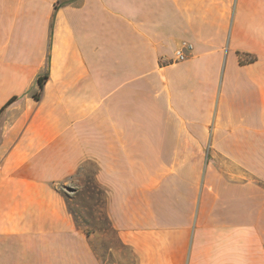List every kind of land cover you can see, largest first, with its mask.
<instances>
[{
	"label": "crops",
	"instance_id": "obj_1",
	"mask_svg": "<svg viewBox=\"0 0 264 264\" xmlns=\"http://www.w3.org/2000/svg\"><path fill=\"white\" fill-rule=\"evenodd\" d=\"M0 264H264V0H0Z\"/></svg>",
	"mask_w": 264,
	"mask_h": 264
},
{
	"label": "rangeland",
	"instance_id": "obj_2",
	"mask_svg": "<svg viewBox=\"0 0 264 264\" xmlns=\"http://www.w3.org/2000/svg\"><path fill=\"white\" fill-rule=\"evenodd\" d=\"M63 193L67 197L69 209L86 231L109 237L100 241L105 250L116 244V232L105 216L103 192L92 178L81 177L79 182L68 184Z\"/></svg>",
	"mask_w": 264,
	"mask_h": 264
},
{
	"label": "built area",
	"instance_id": "obj_3",
	"mask_svg": "<svg viewBox=\"0 0 264 264\" xmlns=\"http://www.w3.org/2000/svg\"><path fill=\"white\" fill-rule=\"evenodd\" d=\"M192 50V46L189 43H182L181 47L175 51L174 61L181 62L187 58V52Z\"/></svg>",
	"mask_w": 264,
	"mask_h": 264
},
{
	"label": "trees",
	"instance_id": "obj_4",
	"mask_svg": "<svg viewBox=\"0 0 264 264\" xmlns=\"http://www.w3.org/2000/svg\"><path fill=\"white\" fill-rule=\"evenodd\" d=\"M47 78H48V75H47V74H45V75L42 76V77H39V79H38V84H39L40 89L43 88V85H44V83H45V81H46ZM34 97H35L36 99H39L40 95H39V94H38V95H34ZM14 100H15V98H12V99L8 102V104L11 103V102L14 101Z\"/></svg>",
	"mask_w": 264,
	"mask_h": 264
}]
</instances>
